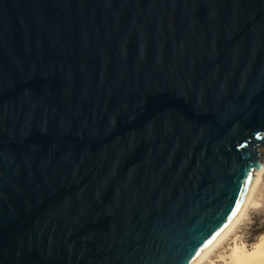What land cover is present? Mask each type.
I'll use <instances>...</instances> for the list:
<instances>
[{
	"label": "water",
	"instance_id": "95a60500",
	"mask_svg": "<svg viewBox=\"0 0 264 264\" xmlns=\"http://www.w3.org/2000/svg\"><path fill=\"white\" fill-rule=\"evenodd\" d=\"M264 149V0H0V264H192Z\"/></svg>",
	"mask_w": 264,
	"mask_h": 264
},
{
	"label": "rangeland",
	"instance_id": "374dc122",
	"mask_svg": "<svg viewBox=\"0 0 264 264\" xmlns=\"http://www.w3.org/2000/svg\"><path fill=\"white\" fill-rule=\"evenodd\" d=\"M264 169V149L262 150ZM263 169L261 171H263ZM260 172V171H259ZM264 232V171L261 181L253 194L252 203L245 211L241 222L234 228L232 233L217 246L201 264H226L227 255L234 242L244 244L247 250L258 240Z\"/></svg>",
	"mask_w": 264,
	"mask_h": 264
},
{
	"label": "bare ground",
	"instance_id": "6f19581e",
	"mask_svg": "<svg viewBox=\"0 0 264 264\" xmlns=\"http://www.w3.org/2000/svg\"><path fill=\"white\" fill-rule=\"evenodd\" d=\"M263 163L259 170L255 171L253 181L247 191L243 205L237 212L232 222L207 246L197 259L192 264H201L208 255L219 246L234 230V228L241 222L245 211L252 203V197L256 191L260 181L261 175L264 171ZM260 171V172H259ZM226 264H264V232L258 237L252 249L247 250L244 244L234 242L230 247L229 254L227 255Z\"/></svg>",
	"mask_w": 264,
	"mask_h": 264
}]
</instances>
